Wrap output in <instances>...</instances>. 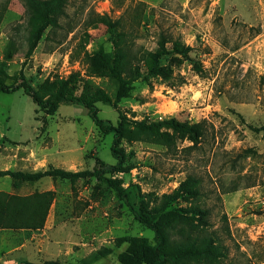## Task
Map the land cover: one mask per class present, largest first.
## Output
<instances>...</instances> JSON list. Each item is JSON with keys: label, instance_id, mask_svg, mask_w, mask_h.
Here are the masks:
<instances>
[{"label": "rangeland", "instance_id": "1", "mask_svg": "<svg viewBox=\"0 0 264 264\" xmlns=\"http://www.w3.org/2000/svg\"><path fill=\"white\" fill-rule=\"evenodd\" d=\"M9 1L0 25L1 82L15 85L24 74L37 87L49 77L77 74L75 94L110 101L97 103L106 122L117 126L121 115L131 122L174 118L203 123L206 136L199 143L179 136L170 149L157 141H126L120 147L126 154L124 168L132 169L112 174L110 168L118 163L112 152L115 136L102 133L85 107L65 103L50 115L23 89L0 92V171L38 172L53 166L94 172L103 164L106 176L118 181L138 208L147 194L172 193L188 175H197L213 210L214 228L222 227L223 215L228 217L226 244L233 264H264V140L253 129L264 125V0H70L62 27L47 31L29 59L24 4ZM140 4L139 25L132 19ZM96 15L122 17L136 49L155 50L163 34L191 51L188 57L165 58L173 79L139 81L131 97L115 105V83L91 76L84 58L85 52L113 50L105 25L86 27ZM13 41L18 52L6 61ZM248 149L258 154L245 156ZM13 184L10 177H1L0 191L28 195L51 189L56 197L43 229H0V264H86L104 247L113 253L89 264H121L119 257L129 246L116 248L117 238L153 242L154 233L96 177L78 181L75 190L63 179L45 178L19 189Z\"/></svg>", "mask_w": 264, "mask_h": 264}, {"label": "trees", "instance_id": "2", "mask_svg": "<svg viewBox=\"0 0 264 264\" xmlns=\"http://www.w3.org/2000/svg\"><path fill=\"white\" fill-rule=\"evenodd\" d=\"M22 2L28 25V49L25 57L29 59L47 31L54 33L62 27L61 20L68 15L67 7L70 0H22ZM9 3V0L0 2V25ZM141 6L144 4L138 6L136 16L132 19V22L139 25L143 15L142 10H139ZM100 24L108 28L113 50L106 51L100 48L91 54L85 52L84 58L91 76L109 78L115 83V105L130 98L135 84L139 81L151 78L173 79L172 73L163 63L165 58L173 54L188 57L191 51L189 46L178 39L174 40L163 34L159 37L155 50L136 49L134 34L126 29L122 17L114 20L107 15H96L86 27L96 28ZM72 31L71 29L70 32ZM84 49L85 46L82 48L81 45L80 50ZM17 52L16 42L13 41L6 61L13 60ZM78 83L77 74L68 78L56 75L34 87L27 77L21 74L20 81L15 85H7L0 81V92L13 93L23 89L41 111L50 115L55 114L65 103L85 107L102 133L115 136L112 152L118 163L110 168L112 174L132 169V167L124 168L126 154L120 147L126 141H157L170 149L176 145V139L188 136L194 143H199L201 138L206 136L203 123L191 124L174 118L155 122H131L125 115H121L118 125L115 126L99 117L97 103L110 101L103 97L90 98L86 94H75ZM253 129L261 133L264 140V125ZM257 154L253 149L244 152L245 156ZM1 177H10L14 181L15 189H19L24 183L33 184L45 178L68 180L74 190L78 181L90 177H96L100 182L105 183L120 200L128 204L135 218L154 233L153 242L146 238L131 236L117 238L116 248L129 246L128 250L119 257L121 264H233L234 259L231 258L229 246L226 244L227 237L231 236L228 217L223 215L222 227L214 228L213 210L207 202L208 196L203 181L197 175H188L172 193L161 197L147 194L142 200L141 208L132 203L129 194L118 181L106 176L103 164L94 172L89 170L73 172L50 166L38 172L0 171ZM55 197L56 193L52 190L43 192L37 190L28 195L0 191V229L30 231L43 229ZM181 202L186 203V206L175 209V204ZM113 251L112 248L104 247L94 253L91 260H84V263L89 264L106 258ZM249 262L247 260L243 264Z\"/></svg>", "mask_w": 264, "mask_h": 264}, {"label": "crops", "instance_id": "3", "mask_svg": "<svg viewBox=\"0 0 264 264\" xmlns=\"http://www.w3.org/2000/svg\"><path fill=\"white\" fill-rule=\"evenodd\" d=\"M42 169H43V168H42ZM43 180H44V179H43ZM49 190H51V189H48V190L46 189V190H43V191H49ZM43 191H41V192H43Z\"/></svg>", "mask_w": 264, "mask_h": 264}]
</instances>
